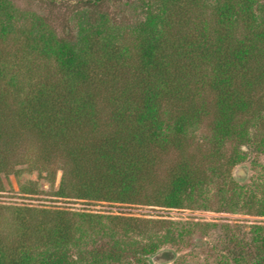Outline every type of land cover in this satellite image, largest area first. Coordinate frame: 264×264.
Segmentation results:
<instances>
[{
  "label": "trees",
  "instance_id": "obj_1",
  "mask_svg": "<svg viewBox=\"0 0 264 264\" xmlns=\"http://www.w3.org/2000/svg\"><path fill=\"white\" fill-rule=\"evenodd\" d=\"M11 8L0 1V192L34 149L63 172L59 197L183 209L232 177L255 123L264 141V0H160L131 34L104 16L74 41L16 31ZM198 127L208 147L190 141ZM216 188L222 208L228 193L264 216V187L248 198ZM178 232L166 220L0 206V264H150ZM90 235L112 242L82 247ZM260 244L264 264V230Z\"/></svg>",
  "mask_w": 264,
  "mask_h": 264
},
{
  "label": "rangeland",
  "instance_id": "obj_2",
  "mask_svg": "<svg viewBox=\"0 0 264 264\" xmlns=\"http://www.w3.org/2000/svg\"><path fill=\"white\" fill-rule=\"evenodd\" d=\"M1 1V0H0ZM11 5L16 31L31 30L35 37L53 32L61 39L76 40L82 27L99 23L102 17L118 32L132 31L145 21L149 11H156L160 0H123L94 4L89 0H6ZM263 128L251 127L256 135L242 147L244 161L231 172V178L213 179L207 187V198H197L183 209H168L144 205H123L79 200L58 196L63 172L58 166H43L34 149L29 150L23 163L14 172L2 176L0 192L2 207H31L66 210L77 214L123 215L140 219L166 220L184 231L182 237L163 247L150 264H258L261 258V234L264 216L250 213L244 199L231 201L222 208L216 187H244L248 198L258 196L264 187V147L260 142ZM189 139L193 145L208 147L206 127L192 129ZM7 214V213H6ZM106 221L104 220V223ZM82 226L83 223L81 224ZM178 232V233H179ZM96 241H95V240ZM259 241V242H258ZM109 237L92 235L84 238L82 247H99L111 243Z\"/></svg>",
  "mask_w": 264,
  "mask_h": 264
}]
</instances>
